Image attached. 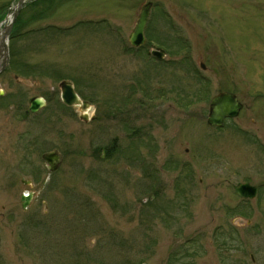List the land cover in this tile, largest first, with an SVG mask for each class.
<instances>
[{
  "label": "rangeland",
  "instance_id": "1",
  "mask_svg": "<svg viewBox=\"0 0 264 264\" xmlns=\"http://www.w3.org/2000/svg\"><path fill=\"white\" fill-rule=\"evenodd\" d=\"M17 1L0 0V17ZM147 1L148 49L164 48L163 63L127 43ZM28 2L19 12L29 33L15 44L17 67L0 73V264H264V43L238 58V46L254 42L251 29L238 33L234 15L227 19L230 4ZM245 8L243 18L251 17ZM64 78L99 120L81 122L75 108L60 106ZM145 82L146 148L140 136L121 138L126 123L113 119L140 95L129 83ZM225 84L243 109L208 127L210 98ZM34 96L47 105L26 114ZM113 135L116 152L105 157ZM53 148L63 162L49 174L41 154ZM240 182L258 187L254 199L236 195Z\"/></svg>",
  "mask_w": 264,
  "mask_h": 264
},
{
  "label": "flooded vegetation",
  "instance_id": "2",
  "mask_svg": "<svg viewBox=\"0 0 264 264\" xmlns=\"http://www.w3.org/2000/svg\"><path fill=\"white\" fill-rule=\"evenodd\" d=\"M223 1L230 4V6L227 5V7L225 8V12L227 10H230V14H229V16H227L228 17L227 19H229L232 14L234 15V17L231 19L237 20V25H238L237 31H238V33H244L245 34V32H247L248 29H251V31H252L253 37L251 38V41L254 42L253 43L254 45L253 46L249 45L247 47H245L243 45L238 46L237 50L241 51L240 54L238 55V58H241L244 51H247V52L252 51V53H255V51H257L259 49L258 46L256 45V44H258L257 42L263 41V43H264V0H251L248 2H245V0H223ZM233 1H235L236 7L230 3ZM245 4H248L249 8H245L244 7ZM243 8L247 9L246 13L248 15H250L251 17L243 18V13H244ZM234 10H235V13H233ZM224 14L227 15L226 13H224ZM229 22H232V21L229 19ZM244 24L247 26V28H245V29H244ZM248 38L250 40V37H248ZM140 51H145V50H140ZM130 52L133 54L139 53V51H137V49L136 50H130ZM146 54L149 55L150 53L147 51ZM157 62L163 63L164 60H157ZM201 63H203V62H201ZM205 70H207V67H205ZM131 83H129V85H128V91L130 90V92H131V89L134 88L133 91L131 92V95H132V93H136L137 95L138 94H140V95L138 96V98L129 97V101L127 100L128 104L126 105V106H128L129 109L128 110L125 109V111H123L124 115L120 114L121 116H123L122 119L121 118L116 119L115 116L113 117V119L115 122L117 120L118 121L122 120L124 123H126L125 130H126V133L128 135L121 133V138H123V136L129 138V136H131V135H132V137H135V135H137V137L140 136L142 144L145 145L146 138L148 137L149 133L151 132V130H150L151 128L147 124V122H148L147 113L149 112V109H148V106L145 103L143 98L145 97L146 92H148L149 87L146 84V82L143 84H140V86H137L136 84L132 85ZM209 88H210V86H207V85H206V87H202L200 89L202 91L201 95L205 97V95L209 92ZM203 89H206V91H203ZM227 89H229V88H227V86L225 84V90L219 91V92L220 93L230 92ZM161 91H164V89H161ZM231 93L235 94L237 96L238 100H240L236 93H234V92H231ZM81 99L83 101L88 102L91 105V107L94 105V103H92L88 100H85L83 98H81ZM243 106L244 105L242 103V108H243ZM91 109L87 113V115H89V116L91 115L90 114ZM75 111L77 112L78 117H79V114H80L79 110L76 108ZM95 111H96V109L94 110V113H92V116H91L92 122L93 121L95 122V121L100 119L99 118L100 116L97 115ZM91 121H87L84 123H88ZM225 121H227V119H225ZM225 121L223 123H225ZM81 122H83V121H81ZM109 144L110 145L108 146V148L103 151V154L105 157L106 156L113 157L114 153L116 152V136L115 135H113L111 137ZM145 148H146V145H145Z\"/></svg>",
  "mask_w": 264,
  "mask_h": 264
},
{
  "label": "water",
  "instance_id": "3",
  "mask_svg": "<svg viewBox=\"0 0 264 264\" xmlns=\"http://www.w3.org/2000/svg\"><path fill=\"white\" fill-rule=\"evenodd\" d=\"M23 0H20L19 2V8L22 4ZM151 8V3H148L147 5L143 6L139 17L137 19L136 25L129 37V42L133 46H139L141 43H143V30L145 27V22H147V18L149 16ZM8 30L4 34V38L1 40V45L0 48H3L5 54L3 55V65L1 67V70L4 69V67L7 65L8 61V49L7 45L5 43V38L8 35ZM153 55L158 56V57H163L164 52L161 51L160 53H155L153 52ZM61 89V100L63 103L68 106H79L80 111L85 112L86 109H88L89 104L86 102H83L80 100V98L77 96L75 91L73 90V85L69 81L62 82L60 84ZM210 112H209V117H208V124L212 126H218L221 124L222 119L225 116L228 117H233L236 116L239 110L241 109V105L236 101V97L233 96L232 94L228 93H223L220 94L212 99L210 101ZM30 108L29 110L34 113L37 112L42 106H44L45 102L42 98L40 97H35L30 100ZM81 119L87 121V118L82 116ZM42 160L44 162V165L48 172L52 173L55 172L58 167L61 164L62 156L59 154L57 150H53L51 152H47L42 155ZM28 184V182H27ZM235 191L243 198L251 199L254 198L256 195V188L253 186H250L249 184H238L234 186ZM32 194L30 193L29 196H22V207L25 208L30 200Z\"/></svg>",
  "mask_w": 264,
  "mask_h": 264
},
{
  "label": "trees",
  "instance_id": "4",
  "mask_svg": "<svg viewBox=\"0 0 264 264\" xmlns=\"http://www.w3.org/2000/svg\"><path fill=\"white\" fill-rule=\"evenodd\" d=\"M24 25H25L24 21H22L20 19L17 21V23L14 26V32H13V35H12L11 40H10V68H11V70H15V68L17 67L16 66L17 55H16V50H14L15 44L18 40H20L22 37L27 35V33H29L27 31H25V33H21V34L16 33L17 29L21 28V26L23 27ZM19 67H20V71H21L22 67L21 66H19ZM20 71H18V72H20ZM23 71H25V70H23ZM21 74H22V72H21Z\"/></svg>",
  "mask_w": 264,
  "mask_h": 264
}]
</instances>
